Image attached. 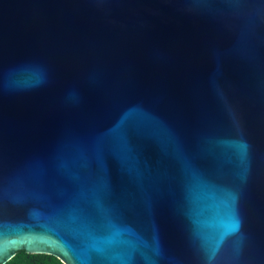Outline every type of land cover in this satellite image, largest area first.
I'll return each mask as SVG.
<instances>
[{
	"label": "water",
	"instance_id": "obj_1",
	"mask_svg": "<svg viewBox=\"0 0 264 264\" xmlns=\"http://www.w3.org/2000/svg\"><path fill=\"white\" fill-rule=\"evenodd\" d=\"M18 251L264 264V0H0V264Z\"/></svg>",
	"mask_w": 264,
	"mask_h": 264
},
{
	"label": "flooded vegetation",
	"instance_id": "obj_2",
	"mask_svg": "<svg viewBox=\"0 0 264 264\" xmlns=\"http://www.w3.org/2000/svg\"><path fill=\"white\" fill-rule=\"evenodd\" d=\"M25 255H39V254H26L22 251L15 252L14 255L3 264H63L58 259H39L26 257Z\"/></svg>",
	"mask_w": 264,
	"mask_h": 264
},
{
	"label": "snow or ice",
	"instance_id": "obj_3",
	"mask_svg": "<svg viewBox=\"0 0 264 264\" xmlns=\"http://www.w3.org/2000/svg\"><path fill=\"white\" fill-rule=\"evenodd\" d=\"M73 218H76V211L75 210H73L71 215H70V219H73ZM83 235H84L85 239L86 238L87 239H91L93 237V235L90 232H87V231H85L83 233ZM95 250L99 251L98 249H95Z\"/></svg>",
	"mask_w": 264,
	"mask_h": 264
},
{
	"label": "trees",
	"instance_id": "obj_4",
	"mask_svg": "<svg viewBox=\"0 0 264 264\" xmlns=\"http://www.w3.org/2000/svg\"><path fill=\"white\" fill-rule=\"evenodd\" d=\"M26 257H31V258H39V259H42V260H44V259H54L55 257H52V256H49V255H41V254H39V255H25ZM10 261H11V259H10ZM51 264H53V263H51Z\"/></svg>",
	"mask_w": 264,
	"mask_h": 264
}]
</instances>
